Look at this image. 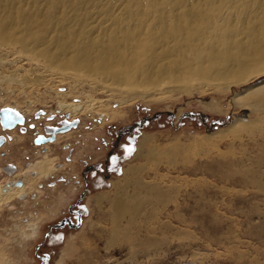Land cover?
Instances as JSON below:
<instances>
[{"label": "bare ground", "instance_id": "6f19581e", "mask_svg": "<svg viewBox=\"0 0 264 264\" xmlns=\"http://www.w3.org/2000/svg\"><path fill=\"white\" fill-rule=\"evenodd\" d=\"M15 54L19 56L17 62L34 63L30 68L33 72L49 71L41 74V82L45 90L50 88L55 94L44 92L41 102L55 100L58 110L69 112L70 118L103 112L105 119L113 120L122 114L121 110L102 111L104 103L97 105L102 101L93 93L121 96L120 102L125 104L157 95L148 90L162 91L158 87L164 84L190 94L193 89L230 90L233 85L251 83L264 76V0H0V65L7 64L8 57ZM58 77L71 80L65 91H59ZM35 78L40 77L35 74ZM45 78L52 80L54 86ZM3 81L0 77L1 88ZM86 86L89 90L85 100H68L78 99ZM5 88L10 93V87ZM18 105L0 94L1 108L10 106L22 113ZM204 108L218 114L249 108L250 114L248 118L237 117L212 133L176 136L164 144L158 136L143 133L121 176L111 179L107 190L92 197L104 217L95 223L94 235L102 241L105 252L112 253L122 246L123 240H128L132 255L139 250L150 254L152 248L167 242L168 231L181 229L173 225L172 217L180 222L187 219L178 212L165 214L167 208L162 204L168 200L177 207L179 199L175 198L180 196V186L188 181V175H181L182 170L214 148L232 159L224 167L236 170L245 183L264 189V79L234 93L226 107L211 99ZM44 112L45 117L47 111ZM16 129L11 133L17 141L23 135ZM63 134L66 133H57L55 140L59 141ZM246 139L258 146L256 164L248 162L244 144L240 155L235 147L236 142ZM223 142L226 150L219 149ZM55 164L57 158L46 152L31 168L19 165L17 177H24L27 195L41 178L59 170ZM30 171L35 176L25 177ZM21 190L16 187L0 194V210L16 200ZM163 212L165 216L161 217ZM40 221L27 224L21 233L23 241L38 236ZM80 243L85 251L82 262L93 263L97 244L85 236ZM4 255L0 250V264L8 262Z\"/></svg>", "mask_w": 264, "mask_h": 264}, {"label": "rangeland", "instance_id": "374dc122", "mask_svg": "<svg viewBox=\"0 0 264 264\" xmlns=\"http://www.w3.org/2000/svg\"><path fill=\"white\" fill-rule=\"evenodd\" d=\"M16 54L19 55V53ZM16 54L15 57L14 55L12 58L8 57L7 64H3L8 69L0 65V77L4 79L2 83L4 87L2 89L0 86V94L7 95L11 104H19L17 107H20L25 115L28 131L27 134H23L19 128L17 129L23 137L17 141L12 140L4 147L8 157L0 156V166L5 167L8 162L13 161L18 167L20 164L28 167L30 163L28 159L36 161L44 150H36L32 142L33 136L40 132L47 133V127L60 126L64 120H78L79 124L69 132H65L66 134H63L59 141L46 145L49 148H46L49 150V155L57 158L60 169L50 176L41 178L27 197L25 196V200L18 197L11 204L9 203L10 207L1 208L0 250L4 251V257L8 259L7 264H41L36 253L41 254L43 250L51 253L50 264H85L81 260L85 254L80 243L82 236H85L92 244L95 242L98 247L96 262L88 264H264V189L253 183H245L236 170L224 167V163L232 159L223 157L216 148L206 153L207 155L203 154L202 158H197L186 171L182 170L181 175H188V181L180 186V196L175 198L179 199V204L176 207V204L167 200L162 207L165 205L167 208L166 211L164 210L165 214L168 211L173 214L178 212L187 220L180 222L175 216L172 217L173 225L181 229L175 228L168 231L167 242L152 248L148 251L150 254L139 250L138 254L132 255L128 240H123L122 246L113 250L112 253L105 252L102 241L97 240L94 235L95 223L102 221L104 217H101L98 208L92 203V197L96 193L110 187L111 179L121 176L122 168L129 159L133 158L138 140L143 133L158 136L159 142L164 144L176 136H182V138L203 136L223 129L237 117L248 118L249 108L230 109L226 113L218 114L206 110L204 104L215 99L226 107L234 93L253 82L264 79V76L253 79L251 83L233 85L230 90L204 88L198 92L193 89L190 94L180 89L176 90L177 88H173L171 84H164L158 87V89L162 88V91L156 88L148 90L157 95L139 97L125 104H121V96L113 98L106 92H95L93 94L102 101L96 104L106 105L102 107L104 108L102 111L119 109L122 114L113 120L105 119L103 112L77 114L74 118H70L69 112L58 110L55 100L48 99L47 102L39 100L44 92L55 94V91L50 88L45 90L46 87L41 82V79L43 81L41 74H47L49 71L35 69L34 73L30 70L34 63L31 64L27 60L18 61V63L19 56ZM28 63L31 64L30 67ZM27 72L29 76L26 75ZM35 74L40 78L36 80ZM10 76L12 80L9 79ZM30 77L31 80H29ZM33 77L35 83L32 81ZM57 80L59 91L61 89L65 91L71 83L70 79L62 77H58ZM49 82L51 86H54L52 80ZM5 87H10V93ZM169 87L172 88L167 90L166 88ZM87 90L89 87L86 86L80 90L78 99L68 98V100H85ZM45 110L47 115L44 117ZM189 113L197 115L186 116ZM146 121L149 122L146 124ZM215 121L231 122L212 128L211 124ZM136 123L142 125L139 130L131 133L135 137L132 141L135 147L133 154L126 156L121 145L116 146L117 149L113 148V151L115 150L121 156L118 162L119 170L113 171L110 168L108 173L101 172V175H93L92 170L103 164L113 144L127 143L131 134L118 140L119 131ZM242 144L247 148V155L250 157L248 162L256 164V156L259 154L257 144L248 139L243 143L236 142L235 147L239 155ZM219 149L226 150L227 144L221 143ZM261 157L264 177V150ZM198 167L203 170H197ZM173 174L176 175L177 172ZM3 175H7L5 170ZM83 193L85 196L81 203L87 208L83 224L80 228L66 227L62 231L56 230L55 232H62L64 237L61 241L50 244L45 239L46 232L63 216L69 215L70 204L80 200ZM89 201L91 204L88 203ZM164 212L161 217L165 216ZM37 219H41L38 236L23 241L22 230L26 229L30 221ZM44 241L46 242L44 248L37 251V246Z\"/></svg>", "mask_w": 264, "mask_h": 264}, {"label": "flooded vegetation", "instance_id": "af4514ba", "mask_svg": "<svg viewBox=\"0 0 264 264\" xmlns=\"http://www.w3.org/2000/svg\"><path fill=\"white\" fill-rule=\"evenodd\" d=\"M4 107H6V106H4ZM2 108L0 107V110ZM196 115L197 114H195V116ZM186 116H188V115H186ZM0 118H1V116H0ZM148 122L149 121H146L145 123L147 124ZM138 124L139 123H136L135 125H128V126L124 127L123 129H121L119 131V134H117V137H118L117 139L118 140L119 139L122 140L123 136L130 135L131 133L136 132L137 130H139L140 126ZM12 125L13 124H11L10 126H12ZM49 127H51V126H49ZM16 128L17 129L19 128L23 132V134H27L28 130L26 128V118H25V123L24 124H22V125L17 124L15 127L5 126L3 123H0V156L2 158L8 157V152L4 149V147L9 142H11L12 140H15L14 139V135L11 133V130H14ZM17 132H18V130H17ZM39 135L40 134L37 133L35 136H33L32 142H33L34 146H36V150L37 151H39V149H44L43 150V154H44V153L49 151V150H47L49 148H48V146H46V144H42L41 145V144H37L36 143V139L39 137ZM43 135H45L47 137L51 136L49 133H46V134H43ZM130 136H132V134ZM38 139H40V138H38ZM54 142H56V140H54L53 142H49V144L50 143H54ZM117 143L118 142H116L115 144L112 145V148H110V152L106 156V159L104 160L103 164H101V166H103V168L100 165L97 168H95V169L91 168V169H94V170H92V171H94V173H97V175H101V169H107L106 171H104L106 173L110 172L109 157L111 155H113V154L120 155L119 153L115 152V150L117 149L116 146H120V145L125 144V142L122 143V144L118 143L119 145H117ZM127 143H128V139H127ZM113 148L115 149L114 151H113ZM123 153H124V150H123ZM36 159L37 160L34 161V162L32 160L30 161V159H28V162H30V163L28 164V167H25V168L28 169V168H31L32 166H34L35 163L38 161V158H36ZM69 160H71V157H69ZM54 166H55L56 169H60V167H61L60 165H58V163L55 164ZM18 168L19 167L13 161L8 162L5 165V167H1L0 166V194H5V193H8V192H11L14 188L18 187V188L22 189L18 197L19 198H24L23 200H25V198L27 197V193L24 190V180H23L24 177L17 178V173H18V170H19ZM91 169H90V171H91ZM4 170L7 173V175H3L2 176V173L4 172ZM28 175L29 176H35V172L34 171L27 172V174H25V177L28 176ZM106 175H108V174H106ZM60 180H62V178H60ZM85 182H86V187H87L88 184H87V180L86 179H85ZM38 186H39V184H38ZM84 196H85V193H83L81 195L80 200H78L76 203L70 204V206L68 208L69 215L63 216V218H61V220H59L58 222H55L51 226L50 230H48V232H46V234H45V239L46 240L49 241V239H48L49 236L52 235V234H57V233L64 237V234L62 232H55L56 230L62 231L66 227H69V228H80L81 227V225L83 224V219H84V216L86 214L85 212H86V209H87L86 205L81 203V200H82V198ZM7 206L10 207L11 205L8 204ZM49 242H50V244H52V243H55V242L57 243L59 241H56L54 236H53V239L51 241H49ZM44 243H46V242L44 241L43 244L37 246V251H39V250L44 248ZM36 256H38L41 264H50V259H51V253L50 252L43 250L41 254L39 252H37ZM44 257H47V259H45Z\"/></svg>", "mask_w": 264, "mask_h": 264}, {"label": "snow or ice", "instance_id": "6c2138e0", "mask_svg": "<svg viewBox=\"0 0 264 264\" xmlns=\"http://www.w3.org/2000/svg\"><path fill=\"white\" fill-rule=\"evenodd\" d=\"M17 119H22L20 116L19 112H16L15 110L12 109H4L2 111V118H0V123H3L5 126H10L11 124L15 123ZM43 139V137H41ZM135 139L134 136H129L128 137V143H125L121 145L120 147L124 150V155L126 156H131L133 152L135 151V147L132 144V141ZM121 159L120 155L113 154L109 157V167L113 171H117L118 169V162ZM107 169H101V172L106 171ZM93 175H97V173H93ZM53 236L56 241H61L63 239V236L60 234H52L49 236V241L53 239ZM47 259V257H44Z\"/></svg>", "mask_w": 264, "mask_h": 264}, {"label": "water", "instance_id": "95a60500", "mask_svg": "<svg viewBox=\"0 0 264 264\" xmlns=\"http://www.w3.org/2000/svg\"><path fill=\"white\" fill-rule=\"evenodd\" d=\"M4 109H12V110H15L16 112H19L20 113V116L22 117V119H17L15 123H13L12 126H9V127H15L17 124H24L25 123V116L19 111L17 110L16 108H13V107H10V106H6V107H3L1 110H0V116L2 118V111ZM188 116H195V114L193 113H189ZM231 121H225V122H220V121H215V122H212V128L213 127H219L220 125H227V123H229ZM78 120H64L62 122V124L60 126H51V127H47V133H49L51 136L50 137H47L43 134H40L38 138L40 139H36V143L37 144H42V143H46V142H53L55 140V137H56V134L57 133H65L75 127L78 126ZM139 126H141L142 124L139 123L138 124ZM41 137H43V139H41Z\"/></svg>", "mask_w": 264, "mask_h": 264}]
</instances>
